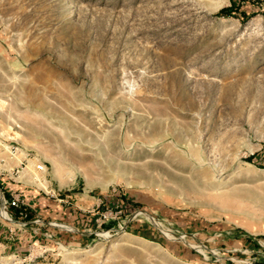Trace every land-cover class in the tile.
<instances>
[{
    "label": "rangeland",
    "instance_id": "374dc122",
    "mask_svg": "<svg viewBox=\"0 0 264 264\" xmlns=\"http://www.w3.org/2000/svg\"><path fill=\"white\" fill-rule=\"evenodd\" d=\"M250 261L264 0H0V264Z\"/></svg>",
    "mask_w": 264,
    "mask_h": 264
},
{
    "label": "trees",
    "instance_id": "16d2710c",
    "mask_svg": "<svg viewBox=\"0 0 264 264\" xmlns=\"http://www.w3.org/2000/svg\"><path fill=\"white\" fill-rule=\"evenodd\" d=\"M237 8H238V6H236V5L234 6V4H233L231 6L222 7L219 12L221 14H231V13L235 12L234 9H237Z\"/></svg>",
    "mask_w": 264,
    "mask_h": 264
},
{
    "label": "built area",
    "instance_id": "2783aa9c",
    "mask_svg": "<svg viewBox=\"0 0 264 264\" xmlns=\"http://www.w3.org/2000/svg\"><path fill=\"white\" fill-rule=\"evenodd\" d=\"M13 202V204H16V201H12ZM250 264H256L254 261H250L249 262Z\"/></svg>",
    "mask_w": 264,
    "mask_h": 264
}]
</instances>
